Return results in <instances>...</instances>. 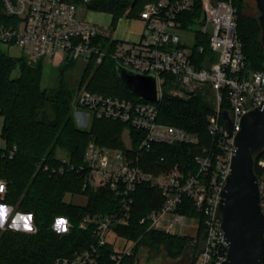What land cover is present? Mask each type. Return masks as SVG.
<instances>
[{
    "label": "built area",
    "instance_id": "1",
    "mask_svg": "<svg viewBox=\"0 0 264 264\" xmlns=\"http://www.w3.org/2000/svg\"><path fill=\"white\" fill-rule=\"evenodd\" d=\"M4 3L6 12L17 19L12 25L0 26V40L21 46L28 60L66 64L82 57L87 63L94 59L99 64L108 55L96 41L102 35L101 27L82 17L75 3L69 0H4ZM200 3L202 17L196 24L187 26L183 25L182 18L192 11L196 0L146 3L139 16L146 23L144 38L138 43L118 44L111 54L124 66L155 75L156 100L134 101L93 92L86 87L79 88L74 95L72 104L79 123H86L89 115L91 119L93 116L110 118L142 131V137L135 154L131 153L130 134L126 148H108L94 140L88 143L84 164L78 167L87 170L84 186H109L123 196L122 205L115 212L84 217L79 225L87 228L90 223H95L96 242L57 262L97 264L98 249L110 240L113 226L129 224L132 193L140 184L159 189L164 197L162 205L152 209L141 222H148L149 228L171 233H175V228L187 219L191 224L198 223L195 217L178 211L183 198L188 196L204 215L205 238L196 264H223L227 260L229 248L220 211L221 194L231 173L242 118L264 104V69L255 70L248 65L237 31V10L233 0H200ZM201 19L202 26L195 30L196 41L198 33L207 34L209 22L213 24V31L208 40L212 54L200 65L194 60L196 42L189 47L181 32L194 29ZM119 48L122 51H118ZM196 51L203 54L204 45L197 46ZM168 76L174 78L172 84H168ZM257 76L260 77L259 83ZM205 83H208L207 88H204ZM166 84L170 85L172 95L180 97L199 91L212 93L213 111L207 121L213 144L204 146L203 155L196 157L197 173L185 175L178 163L158 173L146 171L140 164L141 154L150 151L154 144L200 143L198 134L160 119V102ZM225 111L232 123L231 130L227 127ZM16 150L15 145L0 147V160L5 156L13 157ZM60 158L70 168H77L67 156ZM257 166L260 170L259 174L256 173L260 204L264 213V158L257 161ZM63 169L60 167V171ZM0 181L6 185L5 180L0 178ZM60 218L66 217H57L52 227L58 233H66L72 222L66 218L68 223L60 228L56 224ZM134 245L135 242L131 241L123 253L112 255L115 264H124L123 257L132 253Z\"/></svg>",
    "mask_w": 264,
    "mask_h": 264
},
{
    "label": "trees",
    "instance_id": "2",
    "mask_svg": "<svg viewBox=\"0 0 264 264\" xmlns=\"http://www.w3.org/2000/svg\"><path fill=\"white\" fill-rule=\"evenodd\" d=\"M69 1L82 3L90 10L112 13L114 24L122 16L139 17L145 4L153 0ZM236 10L237 31L248 65L251 69H264V46L257 24L259 19L241 13V7ZM201 17V3L196 0L192 11L184 14L183 25L196 24ZM16 19L15 15L6 12L4 0H0V26L12 25ZM200 35L198 33L194 46V60L201 65L212 51L209 42H204ZM96 41L108 55L99 64L94 59L88 63L79 88L88 80L90 91L134 101L143 100L126 88L117 74L116 59L111 54L116 51L118 43L104 35H99ZM2 43L5 42L0 40V114L4 117L1 135L7 142L6 148L15 145L17 150L13 157L5 156L0 160V177L6 180L7 188L0 201L17 205L22 212L33 214L36 231L0 228V264H62L57 260L96 242V224L90 223L83 228L79 225L81 220L88 215L118 211L123 201V196L109 186H84L87 170H79L78 167L84 164L88 143L94 140L108 148H126L123 142L126 126L130 134L131 153L135 154L142 131L104 117H94L89 127L79 125L72 104L77 91L65 80L66 67L61 69L54 86L43 87L41 63L29 61L25 56H11L2 48ZM199 45L205 47L203 54L196 51ZM17 67L19 73L13 76ZM173 79L168 76V83L172 84ZM169 89L170 86L160 102V119L198 134L200 143L154 144L150 151L141 154L140 164L146 171L158 173L178 163L185 175L197 173L199 165L196 157L203 155L204 146L213 144L207 121L213 111L212 93L209 90L199 91L180 97L172 95ZM58 149H62L77 168L67 166L58 157ZM260 158H264V149L255 154L257 174L260 172L257 166ZM46 165L48 168H45ZM60 167L64 168L63 171ZM67 193L85 194L87 203L81 205L68 201L65 199ZM132 196L129 224L115 225L112 229L116 236L135 242L132 253L125 255L123 261L131 259L145 247L149 253L163 250L171 256L187 253L190 254V262L186 264H196L197 255L203 249L205 226L204 215L194 201L185 196L178 208L179 212L197 219L196 234L190 235L149 228L148 222H141L152 209L162 205L164 197L159 189L140 184ZM59 216L72 222L71 229L66 233H58L52 227ZM118 253L123 251H116L114 240L110 238L107 244L99 247L97 264H115L112 255Z\"/></svg>",
    "mask_w": 264,
    "mask_h": 264
},
{
    "label": "water",
    "instance_id": "3",
    "mask_svg": "<svg viewBox=\"0 0 264 264\" xmlns=\"http://www.w3.org/2000/svg\"><path fill=\"white\" fill-rule=\"evenodd\" d=\"M264 46V0H256ZM117 74L134 95L156 100L154 74H143L124 66L116 59ZM228 129L232 123L224 112ZM237 151L232 159L231 173L222 190L220 211L228 243V258L223 264H262L264 258V213L260 204L255 154L264 149V104L242 118L236 135Z\"/></svg>",
    "mask_w": 264,
    "mask_h": 264
},
{
    "label": "rangeland",
    "instance_id": "4",
    "mask_svg": "<svg viewBox=\"0 0 264 264\" xmlns=\"http://www.w3.org/2000/svg\"><path fill=\"white\" fill-rule=\"evenodd\" d=\"M85 1H88V0H85ZM75 4L79 7L80 15L85 18V16L90 11V9H88L82 3L75 2ZM234 4H235L236 8L241 7V13L243 12L248 16H253L256 19L257 18L259 19L260 11L258 9L256 0H234ZM200 22L201 23L194 26V29L185 30V31L181 32V35L184 37L186 44L189 47H191L192 44L197 42L196 38H195V35H196L195 30L196 29L198 30V28H200L202 26V19ZM257 24L260 27L259 31H260V34L262 35V29H261V26L259 25L260 23L257 22ZM212 31H213V24L209 22L207 34H201L200 38L204 42L208 43V40L211 36ZM2 48L8 54H10L13 57H20V56L26 55L25 52L23 51L22 47L18 46V45H14V44L9 45V44L2 43ZM118 51H122V48H119ZM32 62H34V61H32ZM34 63H38V62H34ZM40 63L42 65L41 66V72H42V79H41L42 82L41 83H42L43 87L54 86L57 83V81L59 80V76H60L59 74L61 72V69L66 67L65 75H64L65 80H67L69 82V84L71 85V87L75 88L76 91L79 90V85H80L81 79L84 75L86 67L88 66V63L82 57H80L78 59L71 60L68 64L67 63L66 64L65 63H63V64H56V63L51 64V63H45L42 61ZM18 73H19V69L17 67L13 71V76H17ZM91 74H92V72H91ZM168 84L165 85L166 89H168L170 86ZM87 86H88V80H86L85 83L80 88H84V87L87 88ZM207 87H208V83H205L204 88H207ZM124 99H127V98H124ZM74 115L76 116L75 112H74ZM90 117H91V115H89V119L86 123H79L78 121H77V123L83 127H89L94 116L92 117V119ZM3 122H4V117L0 114V147L6 148L7 142L1 135ZM123 140H124L123 142H124L125 146H128L129 145V129L126 126L123 129ZM57 155H58V157H63L66 155V153L62 149H58ZM0 178H2V177H0ZM2 179L5 180L4 178H2ZM4 194L5 193L0 194V199L4 198ZM65 199L68 201H73L74 203L81 204V205L86 204L87 200H88V198L85 194H80V193L79 194L67 193V195L65 196ZM0 204H5V205H8L10 207V213L8 216V220H7V223L4 225L3 229L7 228V227H9V225H11L12 220L17 215V213L28 214V213L22 212L18 208L17 205H10V204H6V203L1 202V201H0ZM33 225L36 228L34 220H33ZM196 225H197L196 222H195V224L194 223L191 224V220L187 219L183 224H180L175 228V233H178V234L188 233L190 235H195L196 234ZM9 228H11V227H9ZM111 238L114 240L115 248H116V251H118V252L123 251L129 245V241H127L124 238H120V237L116 236V234L114 232L111 233ZM186 254L187 253H185L183 255H179V256H171V255L167 254V252L165 250L160 251L159 253H149L145 247H142V249H140L136 252L134 257H132L131 259L130 258L124 259L123 263L124 264H186V263L190 262V254H188V255H186ZM66 257H68V256H66Z\"/></svg>",
    "mask_w": 264,
    "mask_h": 264
},
{
    "label": "crops",
    "instance_id": "5",
    "mask_svg": "<svg viewBox=\"0 0 264 264\" xmlns=\"http://www.w3.org/2000/svg\"><path fill=\"white\" fill-rule=\"evenodd\" d=\"M86 19L98 24L102 35L110 37L118 44H133L146 35V23L140 17L122 16L113 24V14L105 11L90 10Z\"/></svg>",
    "mask_w": 264,
    "mask_h": 264
},
{
    "label": "clouds",
    "instance_id": "6",
    "mask_svg": "<svg viewBox=\"0 0 264 264\" xmlns=\"http://www.w3.org/2000/svg\"><path fill=\"white\" fill-rule=\"evenodd\" d=\"M260 82V77L257 76V83ZM6 191V185L3 181H0V193H4ZM10 213V207L5 204H0V228H3L7 223L8 216ZM34 216L33 214H21L17 213V215L13 218L11 225L9 227L13 228L17 231H25V232H35L36 229L33 225ZM68 223L66 218H60L56 221V224L63 228L64 225ZM66 231V229H64Z\"/></svg>",
    "mask_w": 264,
    "mask_h": 264
}]
</instances>
